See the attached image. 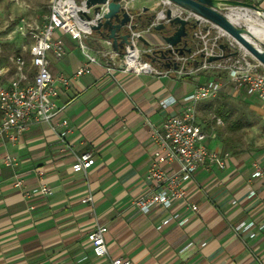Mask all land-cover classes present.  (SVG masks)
I'll return each instance as SVG.
<instances>
[{"label":"crops","instance_id":"obj_1","mask_svg":"<svg viewBox=\"0 0 264 264\" xmlns=\"http://www.w3.org/2000/svg\"><path fill=\"white\" fill-rule=\"evenodd\" d=\"M159 2L132 0L129 6L153 14ZM260 5L264 10V0ZM142 36L153 48L162 44L157 34L143 31ZM53 38L62 40L64 55L48 53L47 67L54 78L70 79L56 99V107L64 109L55 121L65 119L67 125L53 131L47 123H33L14 144L0 138V264H108L118 257L130 264H264V187L251 177L254 162L264 171V148L230 153L223 170L198 169L185 199L169 209L142 214L133 205L149 192L150 128L179 115L187 106L183 98L197 86L213 79L226 82V73L108 72L101 52L111 45L92 32L84 42L97 63L89 64L88 74L74 76L86 64L77 41L57 29ZM222 94L258 99L232 94L228 86ZM165 101L173 102L162 108ZM208 141L205 145L216 150ZM84 152L92 153L94 165L86 173L74 172L73 154ZM5 155L16 165L4 166ZM17 177L21 189L13 185ZM41 183L51 189L48 197H24L23 191ZM88 196L92 201L83 203ZM174 214L186 223L171 220L160 227ZM96 224L107 229L104 259L94 257L87 241ZM240 224L250 227L237 229Z\"/></svg>","mask_w":264,"mask_h":264},{"label":"built area","instance_id":"obj_2","mask_svg":"<svg viewBox=\"0 0 264 264\" xmlns=\"http://www.w3.org/2000/svg\"><path fill=\"white\" fill-rule=\"evenodd\" d=\"M76 1L80 0H54L43 29L36 36L31 47L29 59L25 60L22 56H17L12 59V69L0 67V138L14 144L33 123H47L53 131L67 125L65 119L55 121L64 109L57 108L55 102L60 90L68 88L70 79L63 75L54 78L47 67L48 53L51 52L55 58L64 55L63 42L61 39L53 38L54 31L60 30L68 34L72 40L77 41L86 59V64L78 69L74 76L88 74L89 64L97 63L95 56L90 53L84 42L91 32L87 23L79 19L77 10L80 5ZM159 1V9L171 8L174 14L195 25L190 29L186 45L180 46L183 54L174 53L166 59L158 58L153 62L149 61L142 54L150 52V49L139 47L136 37L141 32H135L132 33L127 48L121 55L112 49L101 52V57L107 63V71L117 68L131 74L171 72L178 76H188L200 71H218L226 73L227 81L213 79L197 86L183 98L187 106L179 115L167 116L159 127L150 128V139L154 150L145 177L149 192L133 201L134 207L142 214L150 213L154 207L169 209L173 204L184 200L188 185L198 169L209 170L214 167L223 170L226 167L229 154L211 150L205 145L207 134L196 120L197 103L215 98L224 92L226 86L232 94L243 92L246 96H254L264 103V67L253 56L209 20L178 7L168 0ZM69 3H73L75 8H72ZM230 10L222 7L217 11L227 15ZM162 18L161 14L153 19L149 28L160 22ZM219 44L226 46L224 52L219 49ZM211 56L219 57V59L207 62L206 59ZM165 63H170L171 67L161 68ZM174 65L177 68H173ZM171 102L173 101L163 102L162 108H166ZM217 123H220L219 119ZM73 159L74 172L86 173L94 165L91 152L74 153ZM1 163L6 167H13L16 165V160L12 156L5 155ZM252 168L251 177L260 179L264 187L262 167L254 162ZM37 174L41 175L40 172ZM13 185L21 189L23 181L17 177ZM51 192L48 186L41 183L37 189L23 191V195L29 198L32 194L38 193L42 197H48ZM253 195H255L254 192H250V196ZM90 201H92L90 196L82 200L83 203ZM32 208L31 206L30 209ZM189 209L196 211L197 206L191 205ZM171 220H177L179 226L187 221L180 218L178 214H174L164 220L160 227ZM249 227V225L240 224L237 229L246 230ZM106 231L105 226L96 224L87 234L89 247L97 259L108 256L104 239ZM253 236L251 234V237ZM108 264H130V261L118 257L110 259Z\"/></svg>","mask_w":264,"mask_h":264},{"label":"water","instance_id":"obj_3","mask_svg":"<svg viewBox=\"0 0 264 264\" xmlns=\"http://www.w3.org/2000/svg\"><path fill=\"white\" fill-rule=\"evenodd\" d=\"M132 0H80V8L77 10L79 19L86 22L90 32H95L102 40L111 45V49L121 55L127 48L128 41L132 33L141 32L136 40L150 49V52H144L142 55L149 61L155 59H166L174 53L182 55L181 45H186L190 29L194 24H190L179 15L174 14L171 8L165 10L159 9L151 15L146 28L140 30L136 23V16L139 12L134 11L130 6ZM178 7L191 11L210 22L217 25L237 43H239L251 56H253L264 67V42L258 41L256 46L245 38L250 36L246 28L233 24L227 15L217 11L224 7L226 9L245 8L253 10L262 15L264 10L252 3L240 0H168ZM147 11L143 9V13ZM163 15V18L156 25L149 28L151 21L157 16ZM149 28V29H148ZM143 31L157 34L162 41L160 46L151 47L150 43L142 36ZM223 52L226 50L224 44L218 45ZM219 57L211 56L206 59L207 62L218 60ZM170 63H165L161 68H170ZM173 68H177L176 65Z\"/></svg>","mask_w":264,"mask_h":264},{"label":"rangeland","instance_id":"obj_4","mask_svg":"<svg viewBox=\"0 0 264 264\" xmlns=\"http://www.w3.org/2000/svg\"><path fill=\"white\" fill-rule=\"evenodd\" d=\"M53 1L0 0V67H12V59L17 56L27 60L36 36L43 29ZM261 1L250 0L258 7L261 6ZM238 25L242 28L245 26L243 22H239ZM220 104L224 106L223 112L229 114L228 121L222 122V125L217 123L215 113ZM196 107H198L196 118L207 134L209 140L207 144L216 148L218 152L230 155L264 148L262 101L242 97L229 98L221 93L213 99L197 103ZM234 121H239L242 125L236 131L229 129V124Z\"/></svg>","mask_w":264,"mask_h":264},{"label":"bare ground","instance_id":"obj_5","mask_svg":"<svg viewBox=\"0 0 264 264\" xmlns=\"http://www.w3.org/2000/svg\"><path fill=\"white\" fill-rule=\"evenodd\" d=\"M72 8H75L73 3H69ZM229 20L233 24L244 23V27L250 33V36L245 35V38L258 46L257 42H264V14L260 15L253 10L245 8H233L227 13Z\"/></svg>","mask_w":264,"mask_h":264},{"label":"trees","instance_id":"obj_6","mask_svg":"<svg viewBox=\"0 0 264 264\" xmlns=\"http://www.w3.org/2000/svg\"><path fill=\"white\" fill-rule=\"evenodd\" d=\"M244 2H248L251 3L249 0H243ZM152 14H146V13H138L136 16V23L138 24L140 30L146 28V26L148 25L150 18H151ZM223 106L220 105L215 109V113L216 116L219 117L223 122H227L228 121V113L227 112H223ZM241 123L239 121H234L232 123L229 124V129L232 131H236L238 129L241 128Z\"/></svg>","mask_w":264,"mask_h":264}]
</instances>
